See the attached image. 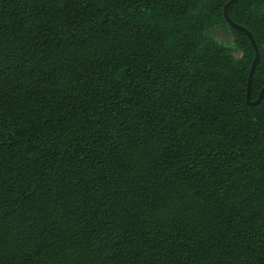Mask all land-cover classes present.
<instances>
[{
  "label": "trees",
  "instance_id": "1",
  "mask_svg": "<svg viewBox=\"0 0 264 264\" xmlns=\"http://www.w3.org/2000/svg\"><path fill=\"white\" fill-rule=\"evenodd\" d=\"M230 1L0 0V264H264ZM229 16L255 102L264 0Z\"/></svg>",
  "mask_w": 264,
  "mask_h": 264
},
{
  "label": "water",
  "instance_id": "2",
  "mask_svg": "<svg viewBox=\"0 0 264 264\" xmlns=\"http://www.w3.org/2000/svg\"><path fill=\"white\" fill-rule=\"evenodd\" d=\"M235 2H236V0H231V1L225 6V8H224V16H225L226 21H227V22H228L233 28H235V29H237V30H239V31H241V32H243V33H245V34L249 37V39H250V41H251V43H252V45H253V47H254V49H255V51H256V57H255V60H254V62H253V64H252L251 71H250V75H249L248 92H247V101H248V103H249L250 105H257V104L260 103V101H261L262 98H263V95H264V87H263L262 91L260 92L257 101H255V102H251V101H250V94H251V82H252V78H253V73H254V70H255V68H256V65H257L258 62H259L260 56H259L258 48H257V46H256V42L254 41V39H253V37H252V34H251L246 28H244V27H242V26H240V25L234 23V22L231 20L230 16H229V7H230L231 5H233Z\"/></svg>",
  "mask_w": 264,
  "mask_h": 264
},
{
  "label": "rangeland",
  "instance_id": "3",
  "mask_svg": "<svg viewBox=\"0 0 264 264\" xmlns=\"http://www.w3.org/2000/svg\"><path fill=\"white\" fill-rule=\"evenodd\" d=\"M217 37L219 38V39H225V38H227V33L225 32V31H218L217 32Z\"/></svg>",
  "mask_w": 264,
  "mask_h": 264
}]
</instances>
